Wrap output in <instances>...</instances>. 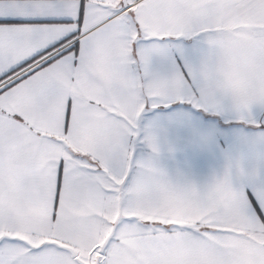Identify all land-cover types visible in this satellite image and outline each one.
<instances>
[{
    "label": "snow or ice",
    "instance_id": "obj_1",
    "mask_svg": "<svg viewBox=\"0 0 264 264\" xmlns=\"http://www.w3.org/2000/svg\"><path fill=\"white\" fill-rule=\"evenodd\" d=\"M0 264H264V0H0Z\"/></svg>",
    "mask_w": 264,
    "mask_h": 264
}]
</instances>
